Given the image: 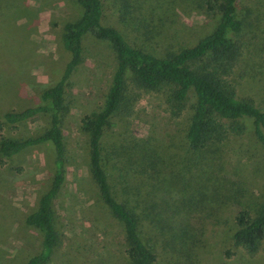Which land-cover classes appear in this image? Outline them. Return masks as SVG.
Instances as JSON below:
<instances>
[{"label": "rangeland", "instance_id": "1", "mask_svg": "<svg viewBox=\"0 0 264 264\" xmlns=\"http://www.w3.org/2000/svg\"><path fill=\"white\" fill-rule=\"evenodd\" d=\"M150 1L144 4L147 10L154 4ZM80 13L74 0H0V121L6 111L35 102L40 89L54 82L58 69L69 58L61 42L63 24ZM214 22L188 4L174 5L158 24L165 30L169 28L168 34L175 33L160 42L159 48L167 42L192 44L210 31ZM105 23L123 30L111 11H107ZM125 32L132 40L130 31ZM114 65V55L106 42L85 38L82 61L67 86L68 109L62 121L65 180L52 200L59 238L47 264H130L122 225L101 201L88 171V136L82 128L84 117L92 116L102 106ZM248 69L243 64L234 77L237 96H250L264 108V79L250 76ZM168 94L166 87L130 88V101L114 117L115 124L103 133L108 149L103 155L111 152L106 162L108 171L124 165L136 179L149 184L145 187L150 193L155 185L154 194L164 214L179 217L182 202L201 200L197 205L203 208L202 217L196 223V239L189 255L184 257L164 248L160 241L156 264H264V244L257 253L250 254L234 246L231 239L239 202H264L263 147L249 127L242 134L227 136L221 149L222 172L236 181L237 195L215 202L204 185L206 171L184 168L194 157L185 137L195 104L194 91L189 89L178 114L173 113ZM45 123L43 117L36 116L23 123L3 124L0 137L25 136ZM132 143L136 147L121 150L124 144ZM118 149L116 155L112 154ZM146 155L156 163L158 177L142 173L138 166ZM0 158V264H25L42 247L41 234L25 223V216L50 186L54 149L46 142Z\"/></svg>", "mask_w": 264, "mask_h": 264}, {"label": "trees", "instance_id": "2", "mask_svg": "<svg viewBox=\"0 0 264 264\" xmlns=\"http://www.w3.org/2000/svg\"><path fill=\"white\" fill-rule=\"evenodd\" d=\"M74 1L81 13L63 24L61 42L69 54L65 65L58 69L53 83L40 89L35 102L19 110L6 111L0 121V127L23 123L36 116L43 117L46 122L25 136H1V156L11 157L25 148L46 142L54 149L50 186L39 196L37 206L25 216V223L41 234L42 247L30 255L25 264H47L59 238L52 200L65 180L62 121L68 109L67 86L82 61L84 40L88 36L106 42L115 59L102 106L82 121L88 136V171L99 197L122 225L130 264H156L160 241L164 248L169 247L186 257L196 239V223L202 217L203 208L197 205L201 200L189 204L182 202L179 217L164 214L154 194L155 185L150 193L145 187L149 184L136 179L124 165L115 167L111 173L108 171L106 162L111 152L103 155L108 151L103 133L115 124L114 117L130 101V88L166 87L173 101L174 114L182 109V102L192 89L195 104L185 137L194 157L184 168L191 166L195 171H206L204 185L215 202L236 197V181L222 172L221 149L229 134H242L248 127L264 149V108L250 96L238 97L234 78L244 64L246 69L250 68L247 74L264 79V2L251 5L242 3L243 0H151L154 4L147 10L146 0ZM180 3L210 16L215 20L213 27L192 44L167 42L160 49L159 43L175 32L168 34L170 29L165 30L158 21ZM107 11L114 13L123 30L105 23ZM156 11L158 21L154 16ZM126 30L130 31L132 40ZM124 145L121 150L136 147L133 143ZM119 151H112L115 152L112 154ZM151 159L146 155L145 161L138 166L142 173L158 177L159 170ZM2 161L0 158V164ZM239 203L231 239L234 246L254 254L264 244V202L250 204L244 200Z\"/></svg>", "mask_w": 264, "mask_h": 264}]
</instances>
